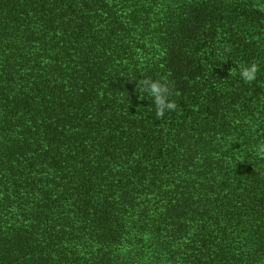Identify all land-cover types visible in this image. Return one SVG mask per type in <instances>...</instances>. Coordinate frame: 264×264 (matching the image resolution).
<instances>
[{
  "label": "trees",
  "instance_id": "obj_1",
  "mask_svg": "<svg viewBox=\"0 0 264 264\" xmlns=\"http://www.w3.org/2000/svg\"><path fill=\"white\" fill-rule=\"evenodd\" d=\"M261 141L264 0H0V264H264Z\"/></svg>",
  "mask_w": 264,
  "mask_h": 264
},
{
  "label": "clouds",
  "instance_id": "obj_2",
  "mask_svg": "<svg viewBox=\"0 0 264 264\" xmlns=\"http://www.w3.org/2000/svg\"><path fill=\"white\" fill-rule=\"evenodd\" d=\"M230 51V47L225 48V52ZM258 68L259 66L255 62L250 65L242 63L239 66V75L245 83H251L256 79ZM231 74L235 73L230 71V75ZM136 91H138L139 94L147 92L152 98L157 118H162L166 111L175 110L177 107L175 101L169 98L172 95V90L170 82L166 77L157 80L151 78L140 79ZM254 151L257 157L264 159V141L256 144L254 146Z\"/></svg>",
  "mask_w": 264,
  "mask_h": 264
}]
</instances>
